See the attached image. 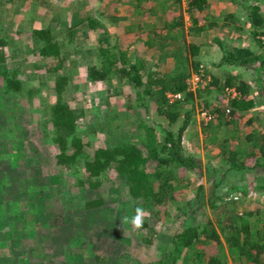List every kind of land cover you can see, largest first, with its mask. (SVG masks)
<instances>
[{"label":"rangeland","instance_id":"obj_1","mask_svg":"<svg viewBox=\"0 0 264 264\" xmlns=\"http://www.w3.org/2000/svg\"><path fill=\"white\" fill-rule=\"evenodd\" d=\"M260 4L264 11V0ZM246 12L241 0H206L200 9H190L189 0H0V264H166L162 253L172 251L173 234L199 204L204 207L197 218L214 223L220 239L208 240V228H199L194 244L206 254L201 264L209 255L222 264H257L226 238L237 232L242 242L247 220L250 240L264 242L257 237L264 227V168L224 175L228 152L223 143L238 147L241 155L257 146L264 137V96L258 93L254 69L220 64L223 51L217 42L264 52V32L253 30ZM174 21L179 24L172 26ZM47 28H53L59 45L55 50L42 46ZM192 43L196 52L189 48ZM139 59L144 83L139 88L117 69L100 79H91L88 72ZM195 63H200L199 72ZM163 70L194 71L186 76L188 90L170 98L181 100V114L174 121L159 112L152 97L154 79ZM262 71L264 76V66ZM229 72L249 82L254 106L235 110L232 101L243 96L236 85H211L214 76L224 80ZM58 77L67 78L65 89L57 87ZM148 83L153 85L148 88ZM227 87H234L237 96ZM138 90L142 94L135 103ZM59 103V110L67 107L77 116L78 135L86 143L77 154L79 162L107 145V130L90 129L95 107L108 112L111 132L122 136L118 144L146 139L148 123L177 132L188 111L184 150L201 159L203 170L173 168L181 175L174 180L176 198L141 207L143 222L135 227L136 204L114 168L108 166V176L93 188L97 176L82 162H58L56 140L63 121H55L53 109ZM227 105L231 111L225 114ZM203 107L219 116L209 122ZM253 130L259 132L255 141L248 138ZM224 191L227 195H219ZM87 198L95 200L86 204ZM121 198L129 202L123 204ZM64 202L71 208L65 209ZM73 203L88 207L79 224V217L68 215ZM152 208L160 218L149 213ZM180 250L174 264H198L187 257V248ZM257 259L264 261V247Z\"/></svg>","mask_w":264,"mask_h":264},{"label":"trees","instance_id":"obj_2","mask_svg":"<svg viewBox=\"0 0 264 264\" xmlns=\"http://www.w3.org/2000/svg\"><path fill=\"white\" fill-rule=\"evenodd\" d=\"M206 0H189L190 9L194 7L203 8ZM241 4L244 9L247 11V18L250 21L253 30L255 32L260 31L264 32V11L262 9V4H260V0H241ZM182 22V21H181ZM178 21L172 22V26L178 25ZM50 29V30H49ZM45 29L46 35L42 38V46L45 48H49V51L55 50L59 48L58 42L54 39V33L52 32L53 28ZM4 38V37H3ZM263 42V40H260ZM44 42V43H43ZM217 42L222 48L223 55L220 60V64H231L240 67H251L255 70L256 80L258 81V93L264 96V76L262 74V66H264V52L257 53L252 47H240L236 45H232L228 43L226 40L217 38ZM194 43L190 44V49L195 50L193 48ZM45 53V52H44ZM109 60H113L109 58ZM112 62V61H111ZM200 63H195V70L199 72ZM142 61L139 59L137 61H133V63H126L123 65H115L109 66L108 68L103 67L100 69H90L88 72L91 75V79H100L105 78L111 73V69H117V73H120L121 78L127 79L131 86H135L139 88L144 83H142V75H141V67ZM192 71V72H194ZM192 72H184V71H166L163 70L161 73L159 72V76L155 77L154 84L156 86V90L152 92V97L155 98L157 102V109L160 113L166 114V116L174 121L180 116V101L177 99L174 101L170 100V96L168 92L178 93L184 92L188 90L189 84H187V75L190 76ZM57 87L62 90V88H66L67 86V78L66 77H58ZM153 83V77L150 80ZM11 81L9 84L11 86ZM21 82V80H20ZM215 86H225L227 84L236 85L237 89L243 93L238 99H234L232 104L234 109L246 110L255 104L254 96H249L251 91V85L249 82L238 79L234 74L227 73L225 75L224 80L220 76H214L211 80V85ZM153 84H146V87H151ZM147 92H151L149 89H145ZM103 92V91H100ZM142 92L138 90L137 99L134 101L138 103V98L141 96ZM187 94H190L187 91ZM61 100L65 97L59 92ZM109 102V101H107ZM133 103V102H132ZM57 105V106H56ZM54 110V118L57 123H60V129L57 133V140L60 152L57 154V160L60 163H67V165H71L74 163H80L85 166L87 170L91 172H95V176H97V180L95 182H91V187L96 188L103 181L104 176H108L104 174L106 171H109V167L115 169V172L118 174L116 176L119 179V182L124 186V188H129V193L131 201H134L136 205L135 209H141L145 205L152 207L155 203H163L168 202L171 199L176 198L175 189H174V180H176L177 172L173 169L176 168L178 172H184L185 169H194L195 171L202 172L203 163L201 159L194 155L189 154L184 150V145L182 141L183 132L190 121L191 113L186 112V116L182 125L179 127V131L174 132V130L164 127L161 123H146V139L143 141H135L130 140L127 143L116 142L117 138L121 140L120 134H113L109 127V116L108 112H101L97 107L95 113V121L91 123V128L93 132H96L99 129L108 131V141L107 145L101 147L98 150L94 151L93 155L88 157H83L84 161L79 162L77 158V154L83 152L86 147V143L83 141L82 137L78 135V127L75 125L76 115L70 112L66 106V108L59 110L62 104H56ZM62 106V107H63ZM99 111V112H98ZM220 124V123H219ZM106 131V132H107ZM110 131V132H109ZM256 130H253L248 134V138L253 140L255 139ZM230 135H227L225 138H229ZM255 141V140H253ZM124 144V145H123ZM69 145H72V151H69ZM255 146L252 150H248L247 154L241 155L239 152V148L235 147L234 149H230L226 143H223V152H228L226 155V161L228 167L224 169V175H228L232 172H241V171H256L259 166L264 168V137L258 142H255ZM229 151H226L228 150ZM258 150V151H256ZM146 151V155L144 152ZM117 154H122L121 157H117ZM263 157V159H262ZM80 159V158H79ZM81 164V163H80ZM32 163H30L31 167ZM109 166V167H108ZM153 166V169H148V167ZM97 171V172H96ZM211 172L212 169L206 167V172ZM28 180V178H27ZM62 180V178H61ZM128 185H126V184ZM202 186V185H201ZM237 188L236 186H231L230 188ZM88 193V192H87ZM219 195L225 196L226 191L224 193H220ZM218 195V196H219ZM59 197V196H58ZM97 197H95L96 199ZM142 198V199H139ZM95 199L87 198L85 203L91 204ZM98 202L99 200L96 199ZM129 202L126 198H121V203ZM118 199V207H123ZM65 205V209H69L68 205ZM199 208L195 209L191 214H186V218L183 219V228L180 231H176L173 234V246L171 248V252L168 254L162 253L163 257L169 261H164L166 264H174L176 260L181 255L180 247L184 246L188 249L187 257L191 258L198 264H201L203 259L205 258V252L198 251L196 249V245L194 244V240L197 239L200 235L199 228L207 227L206 229V238L208 240L216 239L220 241L219 234L214 226V223L209 221V224L203 223L202 220L197 218L198 212L200 208L204 207L202 204H199ZM85 205L76 206L73 203V211L68 215L72 218L77 216L78 222L80 223V216L84 214V209H87ZM154 208V207H153ZM153 208L150 211V214H153L154 217L160 218V211H154ZM148 209V208H146ZM181 213L179 209L178 214ZM174 216H178L177 214ZM145 222V221H144ZM245 224L242 229H245V237L241 242L240 238H238V233H233L231 238H226L231 247L234 245L239 247V250L247 254L250 259H255L257 264H264V261H260L258 258L260 252L263 250L264 242L258 243L257 241L250 240L248 235H250V230L247 227V220H245ZM60 222H57L59 225ZM146 224V223H144ZM241 230L240 228H238ZM260 237L258 239L264 240V227L260 231ZM84 235V234H83ZM85 238V237H84ZM89 239V238H86ZM88 241V240H86ZM252 241V242H251ZM90 242V240L88 241ZM252 248H255L256 253H252ZM193 249V250H192ZM171 257V258H170ZM205 264H222L220 259H218L215 255H209L207 257V263Z\"/></svg>","mask_w":264,"mask_h":264},{"label":"built area","instance_id":"obj_3","mask_svg":"<svg viewBox=\"0 0 264 264\" xmlns=\"http://www.w3.org/2000/svg\"><path fill=\"white\" fill-rule=\"evenodd\" d=\"M188 84H189V82H188ZM188 88H189V86H188ZM227 91L230 93H233V96H237V93H239L238 91L234 90V87H232V88L227 87ZM168 95L172 98H176V97L182 96V92H178V93L168 92ZM206 109L207 108H205V107L202 108V110H204L203 111L204 118H206V120H209V122L214 120L217 116H219L218 112L213 111L211 109H209V110H206ZM230 111H231V107L227 105L226 110H225V114H228ZM233 198H238V196L235 195V196H233Z\"/></svg>","mask_w":264,"mask_h":264},{"label":"clouds","instance_id":"obj_4","mask_svg":"<svg viewBox=\"0 0 264 264\" xmlns=\"http://www.w3.org/2000/svg\"><path fill=\"white\" fill-rule=\"evenodd\" d=\"M141 213H142V210L141 209H137L136 210V215L132 219V223L134 224L135 227H140L142 225L143 216H142Z\"/></svg>","mask_w":264,"mask_h":264}]
</instances>
